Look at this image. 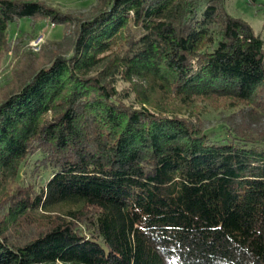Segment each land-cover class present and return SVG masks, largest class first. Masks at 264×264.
Here are the masks:
<instances>
[{"label":"trees","instance_id":"obj_1","mask_svg":"<svg viewBox=\"0 0 264 264\" xmlns=\"http://www.w3.org/2000/svg\"><path fill=\"white\" fill-rule=\"evenodd\" d=\"M225 1L0 0V55L63 28L0 87V264H264V32Z\"/></svg>","mask_w":264,"mask_h":264},{"label":"rangeland","instance_id":"obj_2","mask_svg":"<svg viewBox=\"0 0 264 264\" xmlns=\"http://www.w3.org/2000/svg\"><path fill=\"white\" fill-rule=\"evenodd\" d=\"M47 6L58 9L60 12L69 15H78L84 17L94 10L97 0H37ZM258 6H252L248 0H226L224 6L226 11L233 17H240L251 24L257 34L264 32V0H257ZM258 8V10H256ZM63 36L62 26L56 23H47L44 21H30L22 19L16 24H12L9 28L8 38L10 49L6 54L0 55V87L5 84L11 76L13 66L19 60V56L23 52H29L34 55H41L47 43L50 41H59ZM41 37L37 50L33 49L31 43L33 40ZM14 49V50H13ZM125 82H120L119 87L127 86ZM222 103V102H221ZM169 104V103H168ZM166 105V104H164ZM167 106V105H166ZM194 107H184V112L197 110L200 116L211 125L223 123V119H229L233 116L240 119L242 111L239 106H222V104L214 107L209 104L198 103ZM258 123H255V125ZM24 175V173H23ZM38 178L36 181L38 182ZM21 181V180H20ZM24 183H36L35 179L23 177Z\"/></svg>","mask_w":264,"mask_h":264},{"label":"built area","instance_id":"obj_3","mask_svg":"<svg viewBox=\"0 0 264 264\" xmlns=\"http://www.w3.org/2000/svg\"><path fill=\"white\" fill-rule=\"evenodd\" d=\"M40 40H41V37H38L37 39L32 41L31 45H32L33 49H35V50L38 49Z\"/></svg>","mask_w":264,"mask_h":264}]
</instances>
